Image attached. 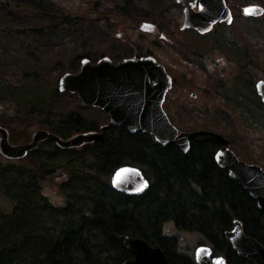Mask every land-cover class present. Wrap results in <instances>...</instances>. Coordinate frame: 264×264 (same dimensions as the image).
<instances>
[{"label": "trees", "instance_id": "obj_1", "mask_svg": "<svg viewBox=\"0 0 264 264\" xmlns=\"http://www.w3.org/2000/svg\"><path fill=\"white\" fill-rule=\"evenodd\" d=\"M126 1L136 5L139 0ZM248 18L255 24L264 14ZM65 19L68 25L74 22ZM223 25L226 29L214 46L203 54L195 48L191 54L214 64L208 71L214 74L215 88L243 92L244 85L232 80L246 77L255 83L264 75V61L239 29ZM221 41L234 43L239 50L234 55L225 44L219 47ZM216 48L221 56L211 54ZM133 56L139 57L136 51ZM83 57L88 55L78 59ZM250 89L256 97L253 85ZM21 100L16 92L0 88V114L10 133L22 134L31 122L63 139L100 131L99 120L79 112H55L38 104L26 112L20 108ZM218 148L206 137L193 140L183 153L173 144H157L147 132L113 126L101 139L80 147L63 148L47 138L23 158L11 160L0 153V196L14 202L10 214L0 205V264H121L133 258L124 235L159 246L170 264H197L186 234H195L197 244L209 245L227 264H252L232 248L227 234L237 220L247 236L264 244V214L248 191L216 163ZM123 165L140 168L148 179L143 194L131 196L112 187L111 175ZM51 187L63 203L42 215L38 206L41 198L49 202L45 192ZM51 219L58 228L48 225Z\"/></svg>", "mask_w": 264, "mask_h": 264}, {"label": "rangeland", "instance_id": "obj_2", "mask_svg": "<svg viewBox=\"0 0 264 264\" xmlns=\"http://www.w3.org/2000/svg\"><path fill=\"white\" fill-rule=\"evenodd\" d=\"M227 1L233 12L232 26L253 45L263 62L264 19L254 24L241 10L251 3L264 6V0ZM137 2L129 5L126 0H0V88L21 96L23 111L38 104L55 112H79L104 125L109 122V116L103 117L105 111L84 107L76 94L55 92L60 76L77 72L81 55H88L93 62L108 56L114 63L134 57V51L139 56L151 55L173 80L163 104L171 122L181 130L203 128L221 133L233 140L231 148L243 160L264 168V104L260 105V97L257 93L255 97L250 89L252 85L255 89V83L239 77L232 81L242 83L243 92L233 87L215 88L214 74L208 71L212 72L214 64L191 54L195 48L203 54L215 44L226 26L217 24L200 36L192 29L181 28L183 8L176 0ZM66 16L74 22L68 25ZM223 44L234 55L239 50L229 41H221L219 47ZM210 52L221 56L217 48ZM230 74L228 71L229 77ZM261 79H264L262 73ZM4 121L0 114V126L6 127ZM37 129L41 128L31 122L22 134L9 132L10 141L27 142ZM53 189L47 188L45 192L49 202L41 198L38 207L42 215H48L52 205L63 203ZM0 205L5 214H10L14 202L1 195ZM52 221L48 225L58 228V223ZM185 238L192 247L198 245L195 234H186Z\"/></svg>", "mask_w": 264, "mask_h": 264}, {"label": "water", "instance_id": "obj_3", "mask_svg": "<svg viewBox=\"0 0 264 264\" xmlns=\"http://www.w3.org/2000/svg\"><path fill=\"white\" fill-rule=\"evenodd\" d=\"M176 2L183 8L182 29H194L200 34H206L217 23L229 25L233 21L226 0ZM242 14L259 17L264 14V7L248 4L242 8ZM172 83L166 68L151 55L125 58L116 63L108 56H102L94 62L84 57L77 72H66L60 76L58 90L76 94L84 107H98L105 111L110 117L109 122L102 125L100 131H86L68 139L46 129H37L32 133L31 140L22 144L11 143L8 130L0 126V153L10 159L22 158L47 138L54 139L63 148L80 147L101 139L104 132L113 126H123L131 133L147 132L157 144H173L183 153L190 150L193 140L210 137L219 144L214 157L216 163L248 191L264 214L263 167L240 159L230 147L231 140L221 133L209 129L186 131L176 127L163 109L165 95ZM255 90L264 104V79L256 81ZM121 169L136 171L121 173L117 181V173ZM110 182L116 191L131 196L143 194L150 184L141 169L133 165H123L116 169ZM227 238L240 256L246 257L252 264H264V244L247 236L237 220ZM122 240L133 258L121 264H170L159 246L138 236L124 235ZM193 255L197 264H227L224 256H212V249L208 245L196 246Z\"/></svg>", "mask_w": 264, "mask_h": 264}, {"label": "snow or ice", "instance_id": "obj_4", "mask_svg": "<svg viewBox=\"0 0 264 264\" xmlns=\"http://www.w3.org/2000/svg\"><path fill=\"white\" fill-rule=\"evenodd\" d=\"M126 171H136V170L135 169H121L120 172L117 173V181L119 180L121 173L126 172Z\"/></svg>", "mask_w": 264, "mask_h": 264}, {"label": "flooded vegetation", "instance_id": "obj_5", "mask_svg": "<svg viewBox=\"0 0 264 264\" xmlns=\"http://www.w3.org/2000/svg\"><path fill=\"white\" fill-rule=\"evenodd\" d=\"M6 128V127H5ZM7 129V128H6ZM8 130V129H7ZM8 133H9V131H8ZM9 141H10V138H9ZM11 142V141H10ZM12 143V142H11ZM24 143V142H23ZM13 144H15V143H13ZM21 144V143H20ZM11 160H15V159H11Z\"/></svg>", "mask_w": 264, "mask_h": 264}]
</instances>
